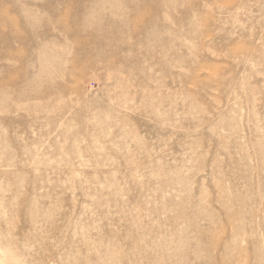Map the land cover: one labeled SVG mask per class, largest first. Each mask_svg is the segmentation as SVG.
<instances>
[{"label":"rangeland","instance_id":"rangeland-1","mask_svg":"<svg viewBox=\"0 0 264 264\" xmlns=\"http://www.w3.org/2000/svg\"><path fill=\"white\" fill-rule=\"evenodd\" d=\"M0 264H264V0H0Z\"/></svg>","mask_w":264,"mask_h":264}]
</instances>
